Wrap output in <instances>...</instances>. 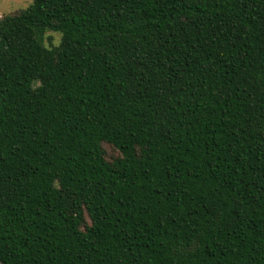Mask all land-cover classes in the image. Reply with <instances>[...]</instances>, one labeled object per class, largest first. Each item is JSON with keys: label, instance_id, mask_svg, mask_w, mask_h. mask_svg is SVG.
<instances>
[{"label": "trees", "instance_id": "1", "mask_svg": "<svg viewBox=\"0 0 264 264\" xmlns=\"http://www.w3.org/2000/svg\"><path fill=\"white\" fill-rule=\"evenodd\" d=\"M0 264H264V0L0 17Z\"/></svg>", "mask_w": 264, "mask_h": 264}, {"label": "rangeland", "instance_id": "2", "mask_svg": "<svg viewBox=\"0 0 264 264\" xmlns=\"http://www.w3.org/2000/svg\"><path fill=\"white\" fill-rule=\"evenodd\" d=\"M32 2L33 0H0V17L18 9L27 8ZM46 38L47 45H58L60 42V35L57 33H49Z\"/></svg>", "mask_w": 264, "mask_h": 264}]
</instances>
